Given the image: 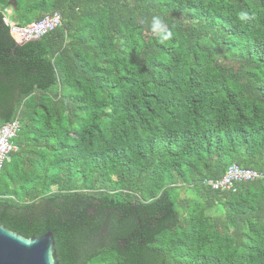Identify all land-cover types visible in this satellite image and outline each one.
Here are the masks:
<instances>
[{"label": "trees", "instance_id": "trees-1", "mask_svg": "<svg viewBox=\"0 0 264 264\" xmlns=\"http://www.w3.org/2000/svg\"><path fill=\"white\" fill-rule=\"evenodd\" d=\"M5 10L61 25L16 45ZM15 121L0 225L59 264H264V0H0Z\"/></svg>", "mask_w": 264, "mask_h": 264}, {"label": "built area", "instance_id": "built-area-1", "mask_svg": "<svg viewBox=\"0 0 264 264\" xmlns=\"http://www.w3.org/2000/svg\"><path fill=\"white\" fill-rule=\"evenodd\" d=\"M4 13L3 22L9 28L10 35L16 45H24L28 42L40 40L61 25V16L59 14H53L25 26H18L10 20V10H5ZM19 130L20 126L16 121L0 126V171L8 160L9 154L15 150L12 140L17 136ZM258 177L260 176L256 172L242 169L233 164L220 180L209 181L208 184L213 190H227L236 182L252 181Z\"/></svg>", "mask_w": 264, "mask_h": 264}, {"label": "water", "instance_id": "water-1", "mask_svg": "<svg viewBox=\"0 0 264 264\" xmlns=\"http://www.w3.org/2000/svg\"><path fill=\"white\" fill-rule=\"evenodd\" d=\"M0 264H59L53 234L26 238L0 225Z\"/></svg>", "mask_w": 264, "mask_h": 264}]
</instances>
